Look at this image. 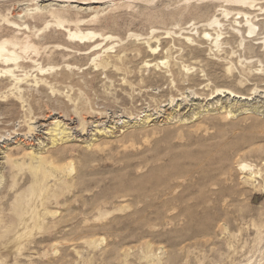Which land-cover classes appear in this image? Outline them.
<instances>
[{
    "label": "rangeland",
    "instance_id": "rangeland-1",
    "mask_svg": "<svg viewBox=\"0 0 264 264\" xmlns=\"http://www.w3.org/2000/svg\"><path fill=\"white\" fill-rule=\"evenodd\" d=\"M0 46V264H264V0H0Z\"/></svg>",
    "mask_w": 264,
    "mask_h": 264
},
{
    "label": "bare ground",
    "instance_id": "bare-ground-1",
    "mask_svg": "<svg viewBox=\"0 0 264 264\" xmlns=\"http://www.w3.org/2000/svg\"><path fill=\"white\" fill-rule=\"evenodd\" d=\"M98 1H100V0H98ZM75 34H77V33H75ZM3 47H1L0 46V62H2V60L3 61H5L4 62V64H8V63H10V59H4V57H3ZM154 51H155V49H153ZM200 50H198V52H199ZM255 92H257V91H255ZM213 96L212 97H219V96H227V95H229L230 97H239V98H243V99H248L246 96L245 97H242V96H239L237 93H235L234 91H231V90H228V89H221V88H217L214 92H213V94H212ZM211 97V98H212ZM252 98V97H251ZM248 101V100H247ZM219 106V105H218ZM250 106V105H249ZM220 108H222L223 110L225 109V112L228 114V115H230V116H234L235 115V112H236V110H234L233 109V107H232V105H230L229 107H227V106H225V105H221L220 106ZM219 109V108H218ZM250 108H248V107H246L244 110L246 111V110H249ZM216 110V109H215ZM243 110V109H242ZM253 110V109H252ZM259 110V109H258ZM200 113H201V111H198V112H196V113H194L193 114V116H195L196 117V115H200ZM191 117V116H190ZM184 120V119H183ZM185 121H187V120H185ZM59 124H56V126H58ZM62 133H64V130L62 131ZM61 139H63L62 137H61ZM58 141V138L57 137H53L52 138V142L53 143H55V142H57ZM245 167H247V165H244L243 164V166H242V168H245Z\"/></svg>",
    "mask_w": 264,
    "mask_h": 264
}]
</instances>
